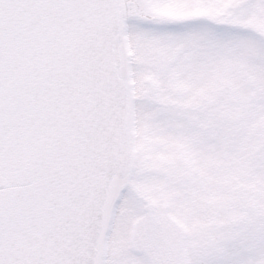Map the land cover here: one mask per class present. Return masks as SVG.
Returning a JSON list of instances; mask_svg holds the SVG:
<instances>
[{"label":"snow or ice","instance_id":"obj_1","mask_svg":"<svg viewBox=\"0 0 264 264\" xmlns=\"http://www.w3.org/2000/svg\"><path fill=\"white\" fill-rule=\"evenodd\" d=\"M0 264H264V0H0Z\"/></svg>","mask_w":264,"mask_h":264}]
</instances>
